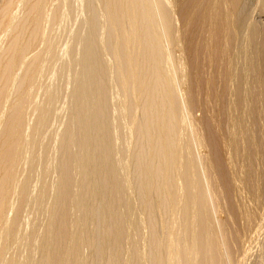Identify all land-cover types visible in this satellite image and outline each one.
I'll return each mask as SVG.
<instances>
[{
    "label": "bare ground",
    "instance_id": "1",
    "mask_svg": "<svg viewBox=\"0 0 264 264\" xmlns=\"http://www.w3.org/2000/svg\"><path fill=\"white\" fill-rule=\"evenodd\" d=\"M68 1L0 0V264H264V0Z\"/></svg>",
    "mask_w": 264,
    "mask_h": 264
},
{
    "label": "rangeland",
    "instance_id": "2",
    "mask_svg": "<svg viewBox=\"0 0 264 264\" xmlns=\"http://www.w3.org/2000/svg\"><path fill=\"white\" fill-rule=\"evenodd\" d=\"M66 6L67 7H70V9H71V12H73V13H75L76 11H77V9H78V6H79V2H78V0H69L68 1V3L66 4ZM58 22V20H55V24H53V27H54V25H55V27H54V30H56L57 31V35H56V32L55 31H53L52 32V30L50 31V30H47V34H49V35H51L52 33L55 35H52V36H54V40H56L55 41V50H57V48H58V50L59 49H62V48H64L65 49V47H66V45L69 43V46H72L73 44H74V41L72 42V39H69L68 40V38H70L69 37V31L70 30H72V29H74V28H76L77 27V23L75 22V21H73L72 19L70 20H65V23H63L64 21L62 20H59V22H61V23H59V24H57V26H56V23ZM67 24V25H66ZM58 28V29H57ZM62 28V29H61ZM63 28L65 29V30H63ZM70 28V29H69ZM60 33V34H59ZM68 34V35H67ZM65 35V36H64ZM58 36V37H57ZM67 36H68V38H67ZM62 38V40H60ZM59 43H58V42ZM60 41H61V43H60ZM64 41V42H63ZM65 41L67 42V44H65ZM57 45V46H56ZM62 45V46H61ZM68 46V45H67ZM63 50V49H62ZM55 68H54V67ZM58 67H59V62L57 61V62H55V63H51V64H46V67H44L45 69H44V73H46V74H44L43 73V75L44 76H42L43 78H41V82H40V84H41V86H44V85H46V84H53V85H55V84H57L58 82H59V79H58V77H57V74L55 75V74H53V77H52V74H51V71H55V70H57L58 69ZM51 69H53V70H51ZM47 72H46V71ZM50 71V72H49ZM49 74H50V76L51 77H49ZM49 77V78H48ZM46 78V79H45ZM48 78V79H47ZM51 78V80L49 81V79ZM58 79V80H57ZM50 82V83H49ZM63 95V94H62ZM62 101H63V98L61 97V93H59L58 94V98H57V100H56V103H55V108L57 109L56 111H57V118L55 119V121L52 123V127L56 130V132H59V130L61 129V125H60V120H61V118H63L64 116H63V111L61 110L60 111V106H61V104H62ZM59 109V110H58ZM208 108H206L202 103H200V105L197 107V108H195L194 109V113L196 114V115H199V114H201L203 111H205V112H209V109L207 110ZM59 120V121H58ZM53 177V176H52ZM264 190V189H263ZM247 194V192H244L243 194ZM263 193H264V191H263ZM263 193L261 194L262 196H260V197H262V199H257L256 201L255 200H253L254 198H251L250 196H252L251 194H250V196H249V194H247V195H242L243 196V200H245L246 202H248L249 203V205L250 204H252L251 203V200H253V201H255V207H254V205L252 206V205H250V207L252 206V207H254V209L256 210L257 209V211H255V213L256 214H258V213H260V212H263L262 211V209L264 208V195H263ZM248 196V197H247ZM246 197V198H245ZM251 200H250V199ZM248 199V200H247ZM258 200H263V201H261L260 203H259V201ZM244 201V202H245ZM250 201V202H249ZM252 201V202H253ZM258 201V202H257ZM248 203H245V204H248ZM258 205V208H257V205ZM259 204H260V206H259ZM248 205V206H249ZM32 210V211H31ZM264 210V209H263ZM26 211V212H25ZM25 213H27V216H26V214L25 213H23V214H25V216H23V214H22V218H23V221H24V219L26 218V217H28V215H30L29 214V212L31 211L32 213H31V219L28 217V219L29 220H34L35 219V217H36V213H34V212H36L35 211V209H32V207L30 206V207H25ZM28 211V212H27ZM258 212V213H257ZM32 215H34V216H32ZM19 244V245H18ZM18 244H15V245H11L10 247H11V249L10 250H12V251H9V252H11V253H8L7 252V255H10V256H14V253H15V257L16 258H22V255H21V253H23L24 254V249L26 250V246L27 245H25L26 243L24 242V241H22V242H20V243H18ZM23 245V247H21ZM13 246V247H12ZM15 251V252H14ZM13 253V254H12ZM21 255V256H20Z\"/></svg>",
    "mask_w": 264,
    "mask_h": 264
}]
</instances>
